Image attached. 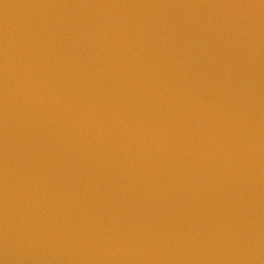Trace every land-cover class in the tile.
Here are the masks:
<instances>
[{
    "label": "water",
    "instance_id": "1",
    "mask_svg": "<svg viewBox=\"0 0 264 264\" xmlns=\"http://www.w3.org/2000/svg\"><path fill=\"white\" fill-rule=\"evenodd\" d=\"M0 264H264V0H0Z\"/></svg>",
    "mask_w": 264,
    "mask_h": 264
}]
</instances>
